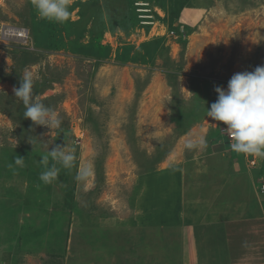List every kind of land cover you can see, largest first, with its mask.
Segmentation results:
<instances>
[{"label": "rangeland", "instance_id": "374dc122", "mask_svg": "<svg viewBox=\"0 0 264 264\" xmlns=\"http://www.w3.org/2000/svg\"><path fill=\"white\" fill-rule=\"evenodd\" d=\"M149 2V26L134 0H71L62 23L40 18L31 0L0 3V28L31 34L26 45L0 41V264H189L190 249L171 224L178 177L201 213L208 209L198 204L236 206L246 195L264 216V176L248 181L256 186L248 194L225 178L235 155L245 157L247 172L263 175L264 158L233 152L224 126L207 117L216 86L226 90L235 73L264 66V0ZM26 69L34 99L57 112L60 128L24 119L13 88ZM200 139L206 147H186ZM65 144L76 149L74 166L44 184L41 156ZM216 181L210 188H223L220 198L202 188ZM209 211L212 220L218 210ZM57 217L63 220L52 227ZM38 226L60 230L61 244L26 249ZM201 230L197 264H264V226L243 254L231 253L224 236L206 242Z\"/></svg>", "mask_w": 264, "mask_h": 264}, {"label": "clouds", "instance_id": "9594fccd", "mask_svg": "<svg viewBox=\"0 0 264 264\" xmlns=\"http://www.w3.org/2000/svg\"><path fill=\"white\" fill-rule=\"evenodd\" d=\"M31 4L42 19L62 23L70 18L71 0H31ZM33 75L27 69L18 88H13L15 98L24 105V119L49 130L61 127L62 121L50 106L33 97ZM217 100L207 110V117L225 126L223 130L231 140L233 152L264 158V66L254 71L235 73L228 81L227 89L215 87ZM28 143L32 144L29 139ZM189 149L206 147L203 139L198 143L189 141ZM75 148L67 144L56 145L41 156L43 171L39 180L51 184L58 180L61 168L71 169L76 160ZM25 159L17 157L15 165L23 166ZM79 179V177H77Z\"/></svg>", "mask_w": 264, "mask_h": 264}, {"label": "crops", "instance_id": "0c3cea01", "mask_svg": "<svg viewBox=\"0 0 264 264\" xmlns=\"http://www.w3.org/2000/svg\"><path fill=\"white\" fill-rule=\"evenodd\" d=\"M235 157H233L232 158L233 161H231L233 166H230L232 168V171L229 173L230 176L225 178L226 179L231 178L230 180H232V182L234 183L233 189L235 192L236 190L243 188L246 194H248V191L253 190L256 187V186H254V188L253 186L250 187L248 185V181L251 180V184H257V181L263 179L264 175L262 171L259 170L256 172L254 170H251V172H247L245 165V160H246L245 157L244 159H241L237 155H235ZM172 173H174V171H172ZM257 174H260L261 176L256 179ZM176 182L180 186L181 198L180 199L177 198L178 204L176 207V212H174L173 214L174 219L172 220L173 222L171 224L175 226L174 232L178 231L177 234L179 233L178 235L183 239L182 243L185 245L184 247L190 249L186 251L187 254L188 253L190 254L189 264H197L200 262L197 233H196L198 227L202 229L200 235L202 236V238L206 239L205 240L206 242H207V238L213 236L226 237L231 253H233V251L235 250L236 251L238 250V252L241 254H243L242 252L243 250L244 253H246V251L249 252L250 250L248 249V246L249 248L251 246L249 245L250 240H252L253 238L256 239L261 238V234L258 229L264 226V216L262 215L261 211L258 208V205H260V203L257 199L254 198L252 200H246L245 199L246 195H245L241 197V199L239 200L241 202L236 206L234 204L232 205L226 204L225 202L223 204L219 203V206L218 205L215 206L212 204L205 205L204 203L201 205L198 204L199 206L198 208L205 206L208 209L206 213H201L196 207H194L195 204L193 205L187 203V199H188L187 189L189 190L188 182L182 180L181 177H178V180H176ZM216 184L217 181L211 183L208 182L202 188L203 189L207 188L208 190H215V189H211L210 187H214ZM242 184H244V186H242ZM192 186L193 188L196 189L199 188L197 182H194ZM219 189L220 188H218V190H215V191H219L216 194L217 195L216 197L218 198H220L221 196L220 190L221 191L224 190L223 188H221L220 190ZM216 207H219L221 212L223 213L222 219H219V214H218L219 209H216ZM209 209L218 210L217 212L213 211V216L215 217H213L212 220H208L207 218L208 216L207 214L210 213ZM188 215L189 218L187 217ZM244 223L247 226V228L243 227V229L240 230L239 228ZM208 227L210 229H207ZM212 230H217L218 233L222 235L212 234ZM244 233L246 236L243 235ZM216 239H214L215 242ZM207 245L209 246L207 248H210V250L213 251V247L215 246L211 245L210 243H208ZM255 250H256V246H255Z\"/></svg>", "mask_w": 264, "mask_h": 264}, {"label": "built area", "instance_id": "2783aa9c", "mask_svg": "<svg viewBox=\"0 0 264 264\" xmlns=\"http://www.w3.org/2000/svg\"><path fill=\"white\" fill-rule=\"evenodd\" d=\"M134 5L137 7L136 11L139 13V18L144 26L153 24L152 10L149 8L151 3L149 0H134ZM31 39L30 30L25 27L14 26V25H3L0 28V41L4 43H13L18 45H26ZM225 127V126H224ZM224 136L231 144V140L227 133L224 131ZM251 165H257L256 159H251Z\"/></svg>", "mask_w": 264, "mask_h": 264}, {"label": "trees", "instance_id": "16d2710c", "mask_svg": "<svg viewBox=\"0 0 264 264\" xmlns=\"http://www.w3.org/2000/svg\"><path fill=\"white\" fill-rule=\"evenodd\" d=\"M90 3L88 2V4H87V6H90V5H92V4H90ZM63 217H57V218H53L52 219V221H51V223H50V225L53 227V225H55V223L56 222H60V221H62L63 219H62ZM49 225V226H50ZM35 230V231H34ZM32 231H34L33 232V234H32ZM58 231H60V230H58ZM58 231H56V233H53V234H50L49 233V227H45V228H42V229H40V227L38 226L37 228H32V229H30V232L28 231V233L29 234H32L31 236H33L32 237V239H31V241L29 242V240L27 239V245H29V244H31V247H25L26 249H30V252H35V251H39L38 249H36L35 247H33V245H35V243L37 242V244L39 243H44V245L46 246V250L48 251V250H50V243H57L58 245H60L61 244V239H62V234H59L58 233ZM59 239V240H58ZM48 246V247H47ZM24 248V251L26 250ZM43 248H41L40 250H42ZM18 252V251H17Z\"/></svg>", "mask_w": 264, "mask_h": 264}, {"label": "bare ground", "instance_id": "6f19581e", "mask_svg": "<svg viewBox=\"0 0 264 264\" xmlns=\"http://www.w3.org/2000/svg\"><path fill=\"white\" fill-rule=\"evenodd\" d=\"M2 2V0H0V3ZM29 43V42H28Z\"/></svg>", "mask_w": 264, "mask_h": 264}]
</instances>
